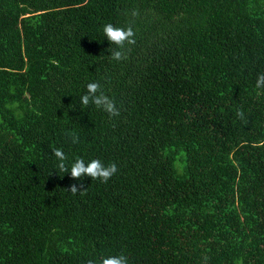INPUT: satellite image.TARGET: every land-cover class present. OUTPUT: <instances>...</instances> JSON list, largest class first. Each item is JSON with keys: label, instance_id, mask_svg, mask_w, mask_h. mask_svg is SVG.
<instances>
[{"label": "trees", "instance_id": "obj_1", "mask_svg": "<svg viewBox=\"0 0 264 264\" xmlns=\"http://www.w3.org/2000/svg\"><path fill=\"white\" fill-rule=\"evenodd\" d=\"M261 73L264 0H0V264H264Z\"/></svg>", "mask_w": 264, "mask_h": 264}, {"label": "clouds", "instance_id": "obj_2", "mask_svg": "<svg viewBox=\"0 0 264 264\" xmlns=\"http://www.w3.org/2000/svg\"><path fill=\"white\" fill-rule=\"evenodd\" d=\"M136 14V12H133V15ZM103 33L109 43L117 46V49L111 50V59L116 61L126 59L127 56L124 51L125 44L127 43L128 45H132L135 43V32L133 29L130 26L127 28L115 27L109 23L103 26ZM255 86L258 89L264 88V73L257 76ZM86 89V93L80 97L82 105L88 106L91 103L96 108L107 113L109 117L118 116L120 114L115 102L104 94L99 83H88L86 85ZM237 116L242 119L244 114L242 111L238 110ZM71 142L73 144L78 143L79 137L73 134ZM53 155L58 161L57 167L60 171L70 173L71 178L76 180H80L82 177L87 176L91 177L92 180L98 179L101 182L106 183L117 172V165L115 163L105 165L99 159H92L90 162L86 163L82 158L75 159L69 170V167L65 163L67 157L61 149H54ZM82 188V185L78 186L73 184L69 186L67 191H70L73 195H75L77 193H82L85 189L81 190ZM87 264H128V261L125 255L120 254L110 255L107 257L101 256L95 262L89 260Z\"/></svg>", "mask_w": 264, "mask_h": 264}]
</instances>
